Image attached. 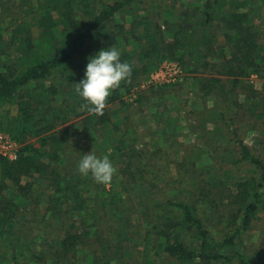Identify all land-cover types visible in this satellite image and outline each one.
Instances as JSON below:
<instances>
[{"label":"trees","instance_id":"trees-1","mask_svg":"<svg viewBox=\"0 0 264 264\" xmlns=\"http://www.w3.org/2000/svg\"><path fill=\"white\" fill-rule=\"evenodd\" d=\"M84 1L90 3L87 11L91 15L81 21L72 8L75 0L45 1L40 11L44 13L43 17H51L52 30L44 31L45 35H42V30H37V33L42 32L37 41L30 35L21 44L24 52L0 41V108L8 107L16 112L15 115L5 112L0 116V131L20 146L15 161L0 158V264H40L47 261L49 255L51 260H68L70 257L74 260L82 235L71 230L56 238L47 250L39 249V241L41 244L47 241L43 238L45 231L42 229L52 219L68 223V216L83 212L82 226L89 227L84 230L91 233L90 229L98 227L97 214L87 212L88 206L83 199H100L105 184L96 182L90 174H79L78 163L85 152L76 150L70 141L108 125L111 121L108 107L116 104L125 106L131 90L139 87L143 78H147L155 68L148 51L143 55L138 48L135 54L126 50L131 43L130 37L140 43H150L157 36L160 62L168 60L184 69H192L197 67L196 61L186 67L188 63L183 52L191 50L196 60L203 61V69H213L216 74L229 78L231 87L227 89L221 85L218 89L220 81L217 78L201 76L198 81L201 82L202 95L214 93L217 89L226 96L232 93L240 79L259 71L258 57L262 46L250 23V14L245 10L248 7L246 1L205 0L201 7L202 26L184 12L170 20L165 32L156 24L141 21L139 26H143V31L140 36H136L133 22L127 25L123 18L131 17L129 12L146 0ZM179 18H190L193 22L187 27L179 23ZM0 31L5 34L3 29ZM197 34H200V39H197ZM112 37L115 48L120 49L121 61L129 63L132 72L111 91L102 111L93 113L76 94L75 83L84 76L90 50H97L98 42L101 49L110 47L113 43L105 39ZM220 37L223 45L216 46ZM237 132V129L229 132L237 153L233 163L250 166L256 176L244 181L234 179L228 193H225L224 177L213 175V184L224 188L219 194L202 185L189 197L187 193L182 198L168 200L161 215L155 218L158 224H155L152 235L158 238L162 252L180 264H251L241 245L243 234L252 220L264 213V162ZM31 139H35L38 146L31 143ZM116 149L129 162L135 159L134 149L125 145L116 146ZM98 155L102 157L104 151ZM68 163L71 171L62 167ZM124 173L119 174L115 170L113 175L114 178L121 176L118 183L123 189L125 184L120 179ZM144 176L140 173L138 180L139 188L146 195L161 190L157 183L146 180ZM34 177L42 181L41 185L44 181L52 190L47 197L43 198V190L47 188H40L38 180L33 182ZM116 184L111 180L112 187ZM132 191L127 186L120 196ZM224 200L228 201L230 208L226 216L231 229L219 236V224H224L226 219L221 210Z\"/></svg>","mask_w":264,"mask_h":264},{"label":"rangeland","instance_id":"rangeland-1","mask_svg":"<svg viewBox=\"0 0 264 264\" xmlns=\"http://www.w3.org/2000/svg\"><path fill=\"white\" fill-rule=\"evenodd\" d=\"M45 1L47 0H0V28L5 33L0 31V41L24 52L21 44L30 35L37 41L42 32L45 35L44 31L52 30L51 17H43L44 13L40 11ZM75 1L72 8L78 20L91 15L87 11L89 2L86 4L84 0ZM204 1L146 0L129 12L131 17L124 16L123 19L127 25L130 21L133 22L136 36L142 35L143 26H139L141 21L156 24L165 32L170 20L183 12L194 17L202 26L201 7ZM239 1H246L248 7L245 10L250 14V23L259 36L258 42L262 46L258 57L260 67L257 74L240 79L232 93L226 96L217 89H213L214 93L202 95L201 82L198 81L201 76L217 78L220 81L218 89L221 85L227 89L231 86L228 77L218 75L210 68L203 69V61L196 60L191 50L183 51L188 63L186 67L195 61L197 67L184 69L168 60L160 62L158 54L161 51L156 46L157 36L150 43H140L135 38H129L131 43L126 50L135 54L138 48L143 55L148 51L155 68L147 78H143L139 87L131 90L125 106L116 104L108 107L111 116L108 125L97 132H85L79 138H72L70 142H73L76 150L82 149L85 153L91 151L97 156L103 150V156H108L116 172H125V176L120 179L125 184L124 189L128 186L133 191L120 196L124 189L118 183L121 178L119 175L112 178L117 183L114 187L111 182L105 184L104 193L97 201L92 197L84 198V203L88 206L87 212L96 213L98 218V227L90 229L91 233L84 230L89 227L82 226L83 212L68 216V223L57 218L50 220L49 225L42 229L45 231L43 238L47 241L42 244L39 241V249L47 250L56 238H61L70 230L82 235V243L78 246L74 260L71 257L68 260H51L49 255L48 260L40 264H180L162 252L158 238L152 235L155 224H158L155 223V218L161 215L168 200L182 198L187 193L189 197L202 185L211 187L214 193L219 194L224 188L213 184V175L224 177L222 184L226 187L225 193H228L234 179L244 181L256 176L250 166L233 163L237 153L229 132L237 129L238 136L264 162V0ZM190 18H179L178 21L188 27L193 22ZM39 29L42 32L37 33ZM219 30L217 33H220ZM165 37L169 39V35L165 34ZM196 37L200 39V34ZM113 39L105 41H111V46L115 48ZM218 45H223L221 37L216 43ZM99 50L100 42L97 50H90L88 58ZM5 112L11 115L16 113L12 108H0V116ZM30 142L38 146L35 139ZM122 145L136 151L135 159L131 162L117 152L116 146ZM62 167L66 171L72 170L69 163ZM140 173L145 175L146 180L157 183L161 190L146 195L139 188ZM32 180L35 183L38 180L40 188H47L43 190V198L52 191L44 181L41 185L42 181L39 182L37 177ZM128 181H131L130 184ZM223 202L221 210L226 219L224 224H219V236L221 232L231 229L228 226L229 217L226 216L230 210L228 201ZM241 246L251 264L264 263V213L252 220L243 234Z\"/></svg>","mask_w":264,"mask_h":264},{"label":"clouds","instance_id":"clouds-1","mask_svg":"<svg viewBox=\"0 0 264 264\" xmlns=\"http://www.w3.org/2000/svg\"><path fill=\"white\" fill-rule=\"evenodd\" d=\"M120 57V51L110 46L88 58L83 78L75 83V92L86 102L88 111L100 113L111 91L131 76V65ZM77 171L82 176L90 174L98 183L108 184L115 168L108 156L98 157L89 151L80 159Z\"/></svg>","mask_w":264,"mask_h":264},{"label":"built area","instance_id":"built-area-1","mask_svg":"<svg viewBox=\"0 0 264 264\" xmlns=\"http://www.w3.org/2000/svg\"><path fill=\"white\" fill-rule=\"evenodd\" d=\"M19 144L10 136L0 131V158L15 161L18 158Z\"/></svg>","mask_w":264,"mask_h":264}]
</instances>
